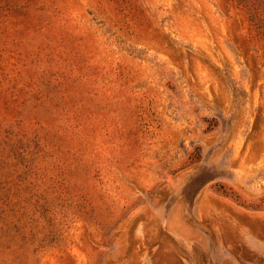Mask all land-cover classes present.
Listing matches in <instances>:
<instances>
[{"label":"rangeland","instance_id":"1","mask_svg":"<svg viewBox=\"0 0 264 264\" xmlns=\"http://www.w3.org/2000/svg\"><path fill=\"white\" fill-rule=\"evenodd\" d=\"M0 264H264V0H0Z\"/></svg>","mask_w":264,"mask_h":264}]
</instances>
